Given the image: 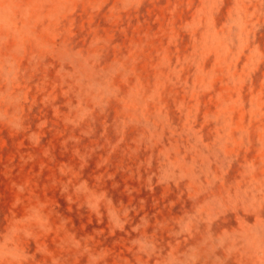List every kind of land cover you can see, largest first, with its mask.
<instances>
[{
    "label": "rangeland",
    "instance_id": "1",
    "mask_svg": "<svg viewBox=\"0 0 264 264\" xmlns=\"http://www.w3.org/2000/svg\"><path fill=\"white\" fill-rule=\"evenodd\" d=\"M0 264H264V0H0Z\"/></svg>",
    "mask_w": 264,
    "mask_h": 264
}]
</instances>
